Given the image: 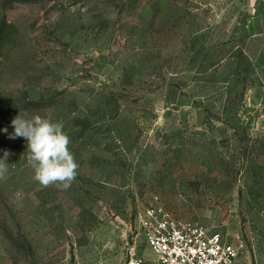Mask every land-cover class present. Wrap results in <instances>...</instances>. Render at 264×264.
Masks as SVG:
<instances>
[{"label": "rangeland", "instance_id": "374dc122", "mask_svg": "<svg viewBox=\"0 0 264 264\" xmlns=\"http://www.w3.org/2000/svg\"><path fill=\"white\" fill-rule=\"evenodd\" d=\"M258 71L264 0H0V264L154 260L140 230L151 206L256 264L264 106L245 92ZM19 113L63 123L69 188L33 179L27 141L9 139Z\"/></svg>", "mask_w": 264, "mask_h": 264}, {"label": "built area", "instance_id": "2783aa9c", "mask_svg": "<svg viewBox=\"0 0 264 264\" xmlns=\"http://www.w3.org/2000/svg\"><path fill=\"white\" fill-rule=\"evenodd\" d=\"M140 230L155 259L133 249L126 264H235L240 248L203 225L172 217L162 206L148 207Z\"/></svg>", "mask_w": 264, "mask_h": 264}, {"label": "clouds", "instance_id": "9594fccd", "mask_svg": "<svg viewBox=\"0 0 264 264\" xmlns=\"http://www.w3.org/2000/svg\"><path fill=\"white\" fill-rule=\"evenodd\" d=\"M26 115L19 113L12 119L14 131L9 139L22 137L27 141V161L34 171L33 179L42 187L69 188L78 175L79 164L70 151L71 138L63 130V123L40 115L26 119ZM9 155L11 153L5 151L4 158L0 159V179H4L8 171Z\"/></svg>", "mask_w": 264, "mask_h": 264}, {"label": "crops", "instance_id": "0c3cea01", "mask_svg": "<svg viewBox=\"0 0 264 264\" xmlns=\"http://www.w3.org/2000/svg\"><path fill=\"white\" fill-rule=\"evenodd\" d=\"M257 75L259 77L258 83L255 86H249L245 92V105L248 107L256 104L262 107L264 106V73L263 71H258ZM260 79H262V81ZM261 119L264 120V114ZM255 131L257 136L264 137V126L262 128L257 127ZM235 264H244V262L242 258H237ZM256 264H264V255L258 257Z\"/></svg>", "mask_w": 264, "mask_h": 264}]
</instances>
